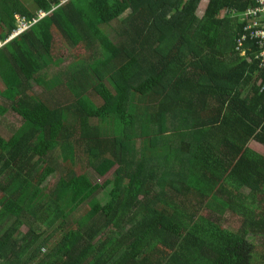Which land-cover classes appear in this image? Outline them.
<instances>
[{
    "label": "trees",
    "instance_id": "16d2710c",
    "mask_svg": "<svg viewBox=\"0 0 264 264\" xmlns=\"http://www.w3.org/2000/svg\"><path fill=\"white\" fill-rule=\"evenodd\" d=\"M201 1L0 0L3 39L51 13L0 49V116L23 121L0 135V264H264V90L223 16L258 0Z\"/></svg>",
    "mask_w": 264,
    "mask_h": 264
},
{
    "label": "rangeland",
    "instance_id": "374dc122",
    "mask_svg": "<svg viewBox=\"0 0 264 264\" xmlns=\"http://www.w3.org/2000/svg\"><path fill=\"white\" fill-rule=\"evenodd\" d=\"M205 6H207V4L205 5L204 1H201L199 3L198 9L196 11V15L198 17H201L202 15H204ZM224 12H225V15L228 14L227 11H224ZM104 30L106 32H108L111 36L115 35V33H113V29H110L108 27L106 28L104 26ZM60 56L61 57H65V58L68 56V58H69L72 55L68 54L67 50H65V49H60V50L56 49L55 57L59 58ZM72 69H73V67L71 65H69V64H65V65H63L62 67H59V68H53V71L51 73V75H52L51 78L60 77L61 80L69 79V76L71 74L70 72L72 71ZM0 86H3V84L1 83ZM30 88H31L32 93H34L40 99H43L45 101H49L50 100L51 94L49 92L47 93V90L44 87H42L41 85H39L37 82H35V81L31 82L30 83ZM57 91L58 92H56V94H57V97L59 98L60 95L58 93L61 92V91H59V90H57ZM7 100L8 99H5L3 97L1 99V97H0V104L3 105V106H9L10 102L7 101ZM96 101L100 102V100H98V99ZM21 122H23V121L20 120L19 116H17L11 109H8V111L6 113V116H0V135H2L4 138H8L14 131H16V129L20 125H22ZM249 147L251 149L255 150V152H257V153H259L261 155H264V145L262 146V144L258 145V144H256V142H252V143H250ZM113 172H115V171H113ZM113 172L109 173L106 177L102 178L93 169H88V171H87V173L89 174V177L91 178L92 182L93 183H98L100 185H102L107 179L112 178L113 177L112 176ZM113 185H115V184H113ZM50 186H52V184ZM111 189H112V186L99 190L96 198L104 203L106 198H107V195L109 194ZM86 208H87V206L85 205V206H83V208L80 211H77L75 213V215L73 217L72 224H71L72 228L75 227V224L81 218V216L85 212ZM206 211H209V210L206 209ZM204 214H206V212H204ZM229 215L230 214H228V216ZM229 218H230V216H229ZM238 220L239 219H237L235 221V218L231 219L230 223L226 222L224 226L225 227H231L234 231H238L240 229V225H238V223H237ZM239 223L241 224V222H239ZM28 230H29V227L23 226V228L21 229L20 233L22 235H24L25 233H27ZM247 237H248L250 242L254 243L255 247L257 248V251L260 252L259 254H262L263 250L261 248L264 249V237H262L261 235L258 236V235H253V234H248Z\"/></svg>",
    "mask_w": 264,
    "mask_h": 264
},
{
    "label": "built area",
    "instance_id": "2783aa9c",
    "mask_svg": "<svg viewBox=\"0 0 264 264\" xmlns=\"http://www.w3.org/2000/svg\"><path fill=\"white\" fill-rule=\"evenodd\" d=\"M43 10L38 12V18L28 20L23 16H15L16 26L6 38L0 37V49L8 42L12 41L19 35L30 30L40 19L50 15ZM228 14L238 19L241 25V31L236 39V50L241 55H246L247 42H253L255 45V57L259 62L261 78L259 86L264 90V0H258L255 7L240 13L237 10H229ZM251 59V58H250Z\"/></svg>",
    "mask_w": 264,
    "mask_h": 264
},
{
    "label": "crops",
    "instance_id": "0c3cea01",
    "mask_svg": "<svg viewBox=\"0 0 264 264\" xmlns=\"http://www.w3.org/2000/svg\"><path fill=\"white\" fill-rule=\"evenodd\" d=\"M202 1H204V4L206 5L207 4V6H208V4H209V1L208 0H202ZM207 6H205V10H206V8H207ZM228 11L229 10H227V13H228ZM223 16H225V12H223ZM249 51V50H248ZM1 82V81H0ZM1 84V83H0ZM3 86H0V97H1V94L3 93V91H4V87L2 88ZM1 99H2V97H1ZM6 102V101H5ZM0 106H3V105H1L0 104ZM6 116V115H5ZM252 142H256V141H251L250 143H252ZM250 143H249V145H250ZM256 144H258V145H261V144H259L258 142H256ZM263 146V145H262ZM250 148V147H249ZM253 150V149H252ZM254 152H255V150H254ZM255 153H257V152H255ZM257 154H259V153H257ZM259 155H261V154H259ZM261 156H264V155H261ZM19 235V233H17L16 234V236H18Z\"/></svg>",
    "mask_w": 264,
    "mask_h": 264
},
{
    "label": "clouds",
    "instance_id": "9594fccd",
    "mask_svg": "<svg viewBox=\"0 0 264 264\" xmlns=\"http://www.w3.org/2000/svg\"><path fill=\"white\" fill-rule=\"evenodd\" d=\"M227 15H229V14H227ZM233 18V17H232ZM236 19V18H235ZM238 20V19H237ZM3 48V47H2ZM260 81V80H259ZM258 85H259V82H258Z\"/></svg>",
    "mask_w": 264,
    "mask_h": 264
}]
</instances>
